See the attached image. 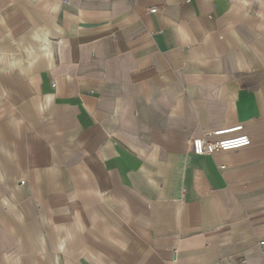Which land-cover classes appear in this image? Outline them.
<instances>
[{
	"label": "crops",
	"instance_id": "obj_1",
	"mask_svg": "<svg viewBox=\"0 0 264 264\" xmlns=\"http://www.w3.org/2000/svg\"><path fill=\"white\" fill-rule=\"evenodd\" d=\"M239 124L249 147L193 154ZM262 241L264 0H0V264H264Z\"/></svg>",
	"mask_w": 264,
	"mask_h": 264
},
{
	"label": "built area",
	"instance_id": "obj_2",
	"mask_svg": "<svg viewBox=\"0 0 264 264\" xmlns=\"http://www.w3.org/2000/svg\"><path fill=\"white\" fill-rule=\"evenodd\" d=\"M150 12L156 13L157 8H152ZM243 132L244 126L242 124L231 128L208 130L201 137L193 138L190 141L193 154L212 156L217 153L231 152L249 147L252 144V140ZM260 245L263 246L264 241L260 242Z\"/></svg>",
	"mask_w": 264,
	"mask_h": 264
}]
</instances>
